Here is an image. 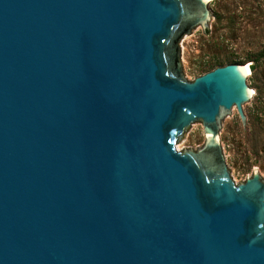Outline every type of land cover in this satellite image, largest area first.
Segmentation results:
<instances>
[{"label":"water","instance_id":"water-1","mask_svg":"<svg viewBox=\"0 0 264 264\" xmlns=\"http://www.w3.org/2000/svg\"><path fill=\"white\" fill-rule=\"evenodd\" d=\"M210 3L0 0V264H264V181L219 141L247 64H181Z\"/></svg>","mask_w":264,"mask_h":264},{"label":"rangeland","instance_id":"rangeland-1","mask_svg":"<svg viewBox=\"0 0 264 264\" xmlns=\"http://www.w3.org/2000/svg\"><path fill=\"white\" fill-rule=\"evenodd\" d=\"M209 8V35L200 25L179 43L183 72L192 81L214 62L250 65L246 82L255 94L243 105L245 126L234 107L221 123L219 141L236 184L253 169L264 181V0H211ZM205 140L202 123L194 122L176 149L197 151Z\"/></svg>","mask_w":264,"mask_h":264},{"label":"trees","instance_id":"trees-1","mask_svg":"<svg viewBox=\"0 0 264 264\" xmlns=\"http://www.w3.org/2000/svg\"><path fill=\"white\" fill-rule=\"evenodd\" d=\"M230 63H233V62H227V63H224V62H214V63H211L203 71V74H205V73H207L209 71H212V70H214L217 67L225 66L226 64H230Z\"/></svg>","mask_w":264,"mask_h":264},{"label":"bare ground","instance_id":"bare-ground-1","mask_svg":"<svg viewBox=\"0 0 264 264\" xmlns=\"http://www.w3.org/2000/svg\"><path fill=\"white\" fill-rule=\"evenodd\" d=\"M247 67H248L249 73L251 74V67H250V65L247 64ZM250 74H248V75H250Z\"/></svg>","mask_w":264,"mask_h":264}]
</instances>
